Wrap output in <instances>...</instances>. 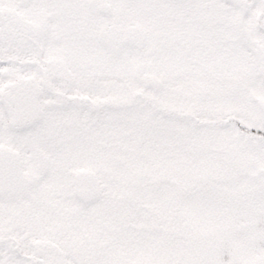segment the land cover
<instances>
[{"label": "snow or ice", "instance_id": "6c2138e0", "mask_svg": "<svg viewBox=\"0 0 264 264\" xmlns=\"http://www.w3.org/2000/svg\"><path fill=\"white\" fill-rule=\"evenodd\" d=\"M0 264H264V0H0Z\"/></svg>", "mask_w": 264, "mask_h": 264}]
</instances>
